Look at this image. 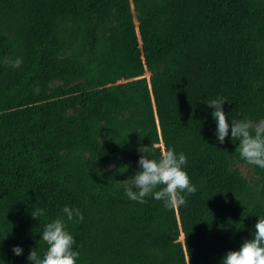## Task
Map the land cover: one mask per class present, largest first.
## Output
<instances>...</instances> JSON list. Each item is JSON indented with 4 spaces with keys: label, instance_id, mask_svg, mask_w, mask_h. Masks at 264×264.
Instances as JSON below:
<instances>
[{
    "label": "trees",
    "instance_id": "16d2710c",
    "mask_svg": "<svg viewBox=\"0 0 264 264\" xmlns=\"http://www.w3.org/2000/svg\"><path fill=\"white\" fill-rule=\"evenodd\" d=\"M217 96L264 119V0H0V264H29L65 205L76 264H220L264 215V169L213 139ZM141 145L186 155L183 206L127 198Z\"/></svg>",
    "mask_w": 264,
    "mask_h": 264
},
{
    "label": "clouds",
    "instance_id": "9594fccd",
    "mask_svg": "<svg viewBox=\"0 0 264 264\" xmlns=\"http://www.w3.org/2000/svg\"><path fill=\"white\" fill-rule=\"evenodd\" d=\"M21 63V59L17 58L12 66L19 67ZM226 102L225 98L217 96L205 103L212 109L210 115L215 123L213 139L219 144H223L226 137L231 142L236 141L235 151L239 158L249 165L264 169V119L255 125L246 119L229 120L223 109ZM137 152L140 155L136 172L123 182H118L129 200L143 204L146 203V197H151L162 201L165 208H174L183 206L186 197L196 192V186L185 170L187 157L183 152L167 147L158 157H153L150 155L153 152L151 145L138 146ZM38 199L30 208V215L34 218L46 212L45 207L37 203ZM62 212L63 217L46 218L39 225V241H44L45 247L42 250L38 246L29 249V264H76L80 253L74 250L75 239L67 228L66 220L71 221L74 216L82 220L83 217L77 209L67 205ZM22 251L19 244L12 248L15 255H20ZM220 264H264V215L257 216L251 238L242 239L239 248L228 251Z\"/></svg>",
    "mask_w": 264,
    "mask_h": 264
},
{
    "label": "rangeland",
    "instance_id": "374dc122",
    "mask_svg": "<svg viewBox=\"0 0 264 264\" xmlns=\"http://www.w3.org/2000/svg\"><path fill=\"white\" fill-rule=\"evenodd\" d=\"M146 76H149V74L147 73ZM61 84V82L59 81H56V82H53L52 83V87H57ZM84 87L87 89V90H91L94 88L93 85H91L90 83H84ZM70 114L71 115H76V116H86L85 113L83 112V110L79 107H74L72 110H70ZM252 123L253 125H255L256 123H253V122H250ZM82 157H85L82 156ZM121 160H117L116 162H114L113 164H111L108 169H113ZM232 168L234 170H238L241 175L247 180L248 182V185L254 189L256 192H259L262 188V182H261V179L259 176H257L253 169L249 166H247L246 164H243V163H235L233 164ZM121 187H123L121 184H120ZM183 237H181V241H182Z\"/></svg>",
    "mask_w": 264,
    "mask_h": 264
}]
</instances>
